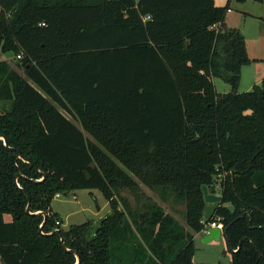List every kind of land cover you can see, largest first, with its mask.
<instances>
[{"label":"trees","instance_id":"1","mask_svg":"<svg viewBox=\"0 0 264 264\" xmlns=\"http://www.w3.org/2000/svg\"><path fill=\"white\" fill-rule=\"evenodd\" d=\"M230 9L0 0V100L12 102L0 113L2 264H206L194 236L207 221L224 223L230 264H264V78L238 91L253 59L226 24ZM140 184L185 201L187 227L141 203ZM204 184L221 194L208 218ZM78 189L110 201L97 231L89 221L64 229L52 209ZM122 190L137 206L123 198L119 208Z\"/></svg>","mask_w":264,"mask_h":264},{"label":"rangeland","instance_id":"2","mask_svg":"<svg viewBox=\"0 0 264 264\" xmlns=\"http://www.w3.org/2000/svg\"><path fill=\"white\" fill-rule=\"evenodd\" d=\"M223 5L227 0H222ZM232 12L227 13V22L231 27L239 28L247 42V51L251 58H255L258 64H264V0H231ZM231 11V10H230ZM263 57V58H262ZM3 59H9L13 64L17 57L12 53H6L1 56ZM254 60V59H253ZM245 65L241 71V81L238 88L239 92H247L253 89L254 70L253 65ZM258 75V74H256ZM262 81L257 84H261ZM216 89L220 93L231 91V86L221 78H214ZM12 102L9 100H0V113L6 112L11 108ZM221 177L217 178L219 184ZM141 185V203L151 200L157 203L166 212L171 213L182 225L187 227L185 220L186 202L176 201L172 195L167 199L162 198L159 191L150 189L145 185ZM220 191V190H219ZM221 195L220 192H217ZM128 200L132 206H137L138 199L130 190L120 191V197L116 196L115 200L120 209L124 208V201ZM53 209L62 217L64 229H68L71 225L82 224L87 221L92 223L91 230L97 231L100 222L109 213L112 212L110 201L104 196L99 189H78L71 191L67 196L61 194L56 196L52 201ZM210 215L207 207L205 217ZM10 215H6L9 220ZM204 237V236H203ZM195 241V239H194ZM196 252L194 259L197 263H222L230 264L231 252L227 250L222 241L216 244L204 242L203 239L195 241ZM209 256V257H208ZM212 256L213 258H210ZM0 264H2L0 259Z\"/></svg>","mask_w":264,"mask_h":264},{"label":"crops","instance_id":"3","mask_svg":"<svg viewBox=\"0 0 264 264\" xmlns=\"http://www.w3.org/2000/svg\"><path fill=\"white\" fill-rule=\"evenodd\" d=\"M216 1V4L217 5H220V6H223V1L222 0H215ZM228 1V0H227ZM230 8H231V0H230ZM231 10V11H230ZM229 11H228V13L229 12H232V8L230 9ZM227 19V18H226ZM226 24L228 25V22H227V20H226ZM229 26V25H228ZM229 27H231V26H229ZM249 54V53H248ZM250 56V55H249ZM264 56V55H263ZM251 58V57H250ZM263 58V57H262ZM251 59H254L250 64H252V63H254L253 65H254V67H253V70H254V80H253V84L254 85H256L258 82H260V81H262L263 80V78H264V64L263 65H260V64H258V60L257 59H255V58H251ZM256 74H258V75H256ZM254 85H253V87H254ZM58 196V195H57ZM230 206V205H229ZM208 208H209V210H210V214L214 211V208H215V203H208V206H207ZM52 209H53V207H52ZM53 211L54 212H56L54 209H53ZM58 213V212H57ZM10 217V216H9ZM61 217V216H60ZM206 218H208V216L206 217ZM10 219H11V217H10ZM9 219V220H10ZM61 219H62V217H61ZM8 220V221H9ZM62 222H63V220H62ZM217 222V221H216ZM64 224V223H63ZM203 236H205V233L204 232H199V233H196L195 234V236H194V239H195V241L196 240H201L202 241V239H203ZM219 241H222L223 243H224V245L226 246V238H225V234H224V232H222V234H221V236H220V238L218 239V240H212V241H210L213 245L214 244H216V243H218ZM227 247V246H226ZM227 250H228V247H227ZM209 257V256H208ZM210 258H213L212 256H210ZM195 260V259H194ZM196 262V261H195ZM230 263H231V255H230ZM206 264H216V263H206ZM218 264V263H217Z\"/></svg>","mask_w":264,"mask_h":264},{"label":"water","instance_id":"4","mask_svg":"<svg viewBox=\"0 0 264 264\" xmlns=\"http://www.w3.org/2000/svg\"><path fill=\"white\" fill-rule=\"evenodd\" d=\"M0 138L4 139V142L6 145H8L6 138L3 135H0ZM45 177V176H44ZM202 192L204 195V200L207 203H217V202H221V195H218L217 193H213L210 191L209 187L207 185H202ZM65 195L67 196L68 193H65ZM45 215V214H44ZM54 233H60L59 229H56ZM222 234V231L217 228V227H212L210 228L209 232L207 234H205V236L203 237V241L204 242H210L212 240H218L220 238ZM225 234V233H224ZM63 240V238H61ZM78 262L80 261V257L78 255V253L76 251H74Z\"/></svg>","mask_w":264,"mask_h":264},{"label":"built area","instance_id":"5","mask_svg":"<svg viewBox=\"0 0 264 264\" xmlns=\"http://www.w3.org/2000/svg\"><path fill=\"white\" fill-rule=\"evenodd\" d=\"M145 19H150V16H146ZM18 58H21V55L19 54L17 56ZM61 194H58V196H60ZM204 229L202 230V232H204L205 234H207L210 230V228L212 227H217L219 228L222 232L225 231V226H224V223L222 221L220 222H216V221H207V222H204Z\"/></svg>","mask_w":264,"mask_h":264}]
</instances>
